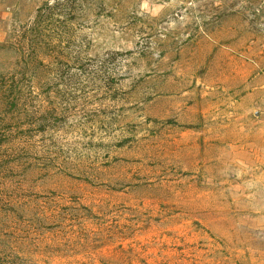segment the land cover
Returning a JSON list of instances; mask_svg holds the SVG:
<instances>
[{
	"label": "rangeland",
	"instance_id": "1",
	"mask_svg": "<svg viewBox=\"0 0 264 264\" xmlns=\"http://www.w3.org/2000/svg\"><path fill=\"white\" fill-rule=\"evenodd\" d=\"M0 264H264V0H0Z\"/></svg>",
	"mask_w": 264,
	"mask_h": 264
}]
</instances>
